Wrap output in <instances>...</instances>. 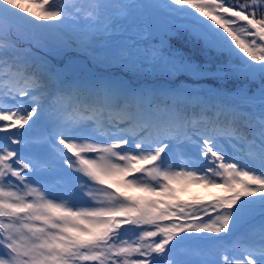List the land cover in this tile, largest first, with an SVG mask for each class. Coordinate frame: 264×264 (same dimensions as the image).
<instances>
[{
  "label": "snow or ice",
  "instance_id": "1",
  "mask_svg": "<svg viewBox=\"0 0 264 264\" xmlns=\"http://www.w3.org/2000/svg\"><path fill=\"white\" fill-rule=\"evenodd\" d=\"M24 2L0 0V264H264V0Z\"/></svg>",
  "mask_w": 264,
  "mask_h": 264
},
{
  "label": "trees",
  "instance_id": "2",
  "mask_svg": "<svg viewBox=\"0 0 264 264\" xmlns=\"http://www.w3.org/2000/svg\"><path fill=\"white\" fill-rule=\"evenodd\" d=\"M17 3H20V0H17ZM24 7H27V0H25ZM35 10V9H31ZM69 55H72L73 57L76 56L75 53H70ZM234 85H229V87H233ZM221 195V191L216 188H208L205 187L204 185H200L199 187L195 188L191 192H181L179 194V198L181 201L185 202H195V201H208L211 200L214 196H219Z\"/></svg>",
  "mask_w": 264,
  "mask_h": 264
},
{
  "label": "rangeland",
  "instance_id": "3",
  "mask_svg": "<svg viewBox=\"0 0 264 264\" xmlns=\"http://www.w3.org/2000/svg\"><path fill=\"white\" fill-rule=\"evenodd\" d=\"M200 185H201V184H197V183H191V184H188L183 192H191V191H193L195 188L199 187Z\"/></svg>",
  "mask_w": 264,
  "mask_h": 264
}]
</instances>
